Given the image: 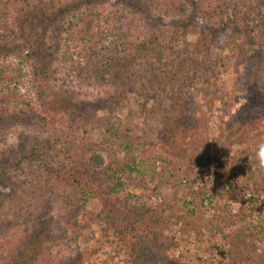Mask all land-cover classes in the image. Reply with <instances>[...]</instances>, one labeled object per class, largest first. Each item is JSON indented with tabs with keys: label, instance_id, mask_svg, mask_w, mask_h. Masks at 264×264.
<instances>
[{
	"label": "trees",
	"instance_id": "obj_1",
	"mask_svg": "<svg viewBox=\"0 0 264 264\" xmlns=\"http://www.w3.org/2000/svg\"><path fill=\"white\" fill-rule=\"evenodd\" d=\"M142 1L168 21L144 23L151 11L137 10L141 0H0V234L21 228L10 234L12 256L0 252V262L42 264L54 245H71L78 215L96 200L97 224L124 249L125 264H178L166 255L172 242L162 238L171 217L124 192L138 173L139 122L145 138L160 119L156 136L173 146L192 134L207 143L198 107L225 103L233 91L244 102L210 144L246 143L245 154L254 156L253 132L264 130V0ZM224 53L233 61L231 85L223 79ZM70 86L94 94L75 102L86 112L75 125L52 114ZM88 117L121 160L104 167L86 157L78 125ZM248 179L256 183V174ZM194 203H183L194 207L191 216ZM10 205L15 220L5 215ZM55 222L54 237L48 231ZM235 264L255 261L243 256Z\"/></svg>",
	"mask_w": 264,
	"mask_h": 264
},
{
	"label": "rangeland",
	"instance_id": "obj_2",
	"mask_svg": "<svg viewBox=\"0 0 264 264\" xmlns=\"http://www.w3.org/2000/svg\"><path fill=\"white\" fill-rule=\"evenodd\" d=\"M116 6L120 8L121 4ZM105 8L112 9L110 5ZM137 10L151 11L150 18L145 21L138 18L144 23L158 18L168 21L167 16H162L158 8L150 9L146 2L138 4ZM140 17L144 16L140 13ZM227 34L236 36V33ZM187 38L189 41L194 40L193 30H190ZM227 53L220 56L224 63H228L223 79L231 85L234 81L231 71L233 61H227L226 57L231 54ZM245 68L244 63H241L240 69ZM263 72L264 67L260 78H263ZM258 87L264 93V83L259 82ZM68 90L69 93L62 91L60 94L58 110L53 113L49 111L54 116L56 114L60 122L75 125L86 113L80 103H76L92 98L94 94L86 92L88 96H85V92L82 93L75 86H70ZM237 97L231 91L224 98L225 103L216 102L211 109L203 105L198 107L196 116L201 122L207 143L192 134L187 135L183 143L173 146L169 138L160 139L156 136L160 119L152 121L145 138V125L139 122L142 146L134 152L138 173L131 175L124 192L134 194L139 203L152 209L159 210L162 206L165 214L171 217L164 223L162 238L172 242L166 255L178 264H235L238 259L241 263L243 256H248L255 264H264V170L258 169L255 157L256 146L264 142V130L259 127L253 132L255 140L250 150L254 156L245 154L248 146L246 143L228 149L224 141L217 148L210 144L218 133L225 132L224 122L244 102L242 97ZM97 116H102V113H97ZM86 120L78 125V135L88 145L86 157L97 158V164L104 167L114 158L121 160L122 154L117 147L101 137L97 125L90 121V117ZM261 124L264 125V120ZM251 160L254 163L248 166ZM251 173L256 174V183L248 179ZM193 201L196 206L195 216H191L187 210L194 208L192 205H183ZM98 209L96 200L90 202L85 211L78 215V226L70 232L71 245H54L42 264H125L124 249L111 235H102L96 221ZM14 212L15 207L10 205L5 215L9 220H15ZM194 218L202 221H197L191 227L186 225ZM14 228L21 230L20 226L14 225L6 234H0V252L5 256L3 259L12 256L7 251L12 244L10 234H14ZM48 232L54 237L58 234L56 222L55 230L54 226H50ZM235 252L238 254L237 260ZM78 257L81 261L72 263ZM0 264L14 263L7 260Z\"/></svg>",
	"mask_w": 264,
	"mask_h": 264
},
{
	"label": "clouds",
	"instance_id": "obj_3",
	"mask_svg": "<svg viewBox=\"0 0 264 264\" xmlns=\"http://www.w3.org/2000/svg\"><path fill=\"white\" fill-rule=\"evenodd\" d=\"M14 141L9 140L8 144L11 145ZM255 157L257 161V167L259 170H264V142H260L256 146Z\"/></svg>",
	"mask_w": 264,
	"mask_h": 264
}]
</instances>
